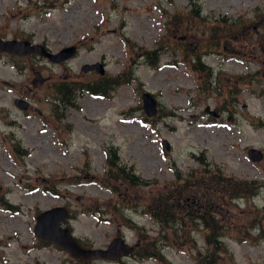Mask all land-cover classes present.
<instances>
[{"label":"rangeland","instance_id":"374dc122","mask_svg":"<svg viewBox=\"0 0 264 264\" xmlns=\"http://www.w3.org/2000/svg\"><path fill=\"white\" fill-rule=\"evenodd\" d=\"M197 8L202 23L174 27L177 15L194 16ZM262 10L264 0H0L3 39H27L52 52L77 47L61 63L0 52V264H197L209 255L199 219L178 220L183 214L173 207L166 229L146 208L171 190L178 198L205 195L204 184L189 186L207 179L204 171L260 182L248 197L218 195L214 219L223 248L214 264H264V25L239 36ZM157 47L154 64L139 54ZM193 50L212 70L209 77L192 69ZM95 62L104 75L82 71ZM36 71L44 81H33ZM123 73L127 80L107 94L77 91L68 108L50 88ZM144 91L158 101L153 116L143 111ZM251 147L262 151L261 160L248 158ZM113 149L134 183L115 178ZM55 206L68 211L63 225L83 244L106 247L120 236L135 252L151 239L155 255L75 260L34 235L36 215Z\"/></svg>","mask_w":264,"mask_h":264},{"label":"trees","instance_id":"16d2710c","mask_svg":"<svg viewBox=\"0 0 264 264\" xmlns=\"http://www.w3.org/2000/svg\"><path fill=\"white\" fill-rule=\"evenodd\" d=\"M193 12L194 16H192V14H187L185 16L177 15L173 22L174 27H176L177 24H180L183 21H185L186 23H191L192 19H195L198 23H202L203 19L202 17H200V8H197V10ZM254 23L257 24V31L262 28V26L264 25V10L257 14L253 22L251 21L249 25H241L242 27L239 36L242 37L244 35L243 30L248 31L251 29V31L255 33V29L252 28ZM234 24L236 23L234 22ZM170 25H172V23H170ZM228 25L229 29L233 28V23ZM258 39L261 41L264 40V37ZM160 50H162V47H157L155 50L150 51L146 50L139 54L142 56H146L149 60V63L154 64V62L157 61V58L160 55ZM190 54L191 57L195 55V57L193 58L194 62L191 63L192 69L198 72H206L207 77H209L212 74V70L206 67L201 62V53H196L195 50H193L192 52L190 51ZM191 57L188 59V61H191ZM150 59L152 60L150 61ZM124 75L125 74L123 73L113 78H106L101 76L94 82L80 83L79 85L78 83H73V81H62L60 83L51 84L50 88L51 92L56 94L58 101L64 106V108H68L74 105V95L77 93V91L81 90L92 94H107L110 89L119 85V79H123V81L127 80L126 78L124 79ZM117 158L118 157L115 149L109 151L108 163L111 167H113L114 170H116L117 176H115V178H120L122 180L125 179L130 183H134L137 179L135 174L133 173V170H126L125 166H121L117 162ZM207 175L208 177H206ZM203 176L207 179L200 178L197 181H193L191 184H189V186L190 190H193L194 188H197L199 184H204L203 186H201V188L207 191L205 195H196V193H193L191 191V193L186 195L181 194V196L183 197L182 200L188 198L189 203H187L186 205L184 204L185 207L183 206L178 208L177 203L175 204L174 201L176 199V196L180 194V191H174L172 193L171 190L168 194L169 197H167L165 200H162L160 196L154 198L146 208V211L150 214L151 217H153V219L162 224L166 229L172 227V225L168 224L171 221L170 218L172 217V215L169 214V210L170 212H172L171 210L173 209V207L174 210H179L183 214L180 219L177 218L178 220L183 221L185 217H189V221L194 223L196 219H199V222L202 224V226H204V233H206L204 235V240L205 243L209 246V255L207 257H204V259L202 258L203 261L199 260L200 258H198L197 264H214L213 255L223 248L222 234L220 233V229L222 228V226L218 224L216 219H214V215L222 208V204L216 200L217 198H220L218 195H224V197L226 196L230 199L241 196L248 197L249 195L254 194L255 191L260 188V182L236 179L227 176L223 177L222 173L219 171L216 172V175H212L211 177L209 176V171H204ZM178 197L179 196H177V198ZM169 198H172L173 200L170 203L167 201V199ZM3 202V204H7L5 203L6 201ZM263 209L264 208H262V210ZM174 217L175 216H173V219ZM81 244L83 246L90 247L88 244ZM155 244L156 243L153 240L149 239L147 240V242L143 243L142 246H140V244L137 245L135 247V252L141 257L153 256L155 255Z\"/></svg>","mask_w":264,"mask_h":264},{"label":"water","instance_id":"95a60500","mask_svg":"<svg viewBox=\"0 0 264 264\" xmlns=\"http://www.w3.org/2000/svg\"><path fill=\"white\" fill-rule=\"evenodd\" d=\"M0 52H6L13 55L36 54L52 63H61L72 58L76 52L75 45L63 47L56 52L49 51L43 44L32 43L27 39H3L0 37ZM83 72L95 70L100 75H104L105 69L102 63L95 62L91 64H83L81 67ZM142 108L147 116H153L157 112L158 101L156 97L149 91H144L141 95ZM14 104L26 110L29 102L25 99L15 98ZM205 111L217 117L218 114L205 107ZM163 147L168 149L169 145L163 140ZM248 158L251 161H259L263 158V153L255 147L247 150ZM68 218V211L62 206H55L40 211L35 217L34 235L43 242L55 244L63 249L73 259L83 260L86 263L95 258L113 259L121 256H127L133 252V246H130L120 236L112 239L106 247H86L83 246L71 232L68 226H64ZM36 264V263H34Z\"/></svg>","mask_w":264,"mask_h":264},{"label":"flooded vegetation","instance_id":"af4514ba","mask_svg":"<svg viewBox=\"0 0 264 264\" xmlns=\"http://www.w3.org/2000/svg\"><path fill=\"white\" fill-rule=\"evenodd\" d=\"M28 56V55H27ZM29 56H35L34 54H30ZM35 76H34V82H38V81H44L43 80V77L41 76V74L39 73V72H35V74H34ZM49 78V77H48ZM47 78V79H48ZM7 84H9L8 82H7ZM48 86H50V84L48 85ZM25 88H27L28 89V86H26ZM25 88H22V89H25ZM184 200V201H183ZM182 200V198H179L178 199V201H177V207L179 208V207H185V205L187 204V203H189V199L187 198V199H183ZM185 204V205H184ZM188 207V206H187Z\"/></svg>","mask_w":264,"mask_h":264}]
</instances>
